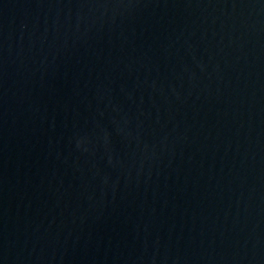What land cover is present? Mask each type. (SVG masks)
I'll return each instance as SVG.
<instances>
[{
  "label": "water",
  "instance_id": "obj_1",
  "mask_svg": "<svg viewBox=\"0 0 264 264\" xmlns=\"http://www.w3.org/2000/svg\"><path fill=\"white\" fill-rule=\"evenodd\" d=\"M0 264H264V0H0Z\"/></svg>",
  "mask_w": 264,
  "mask_h": 264
}]
</instances>
